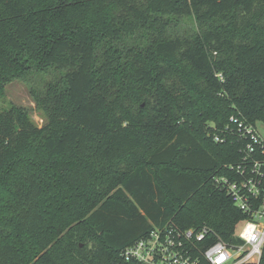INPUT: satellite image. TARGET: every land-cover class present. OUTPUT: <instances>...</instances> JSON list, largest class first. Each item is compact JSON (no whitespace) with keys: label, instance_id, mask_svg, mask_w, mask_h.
I'll list each match as a JSON object with an SVG mask.
<instances>
[{"label":"trees","instance_id":"1","mask_svg":"<svg viewBox=\"0 0 264 264\" xmlns=\"http://www.w3.org/2000/svg\"><path fill=\"white\" fill-rule=\"evenodd\" d=\"M49 69L41 127L0 111V264H112L167 224L235 242L241 145L213 136L264 121V0H0V95Z\"/></svg>","mask_w":264,"mask_h":264},{"label":"built area","instance_id":"2","mask_svg":"<svg viewBox=\"0 0 264 264\" xmlns=\"http://www.w3.org/2000/svg\"><path fill=\"white\" fill-rule=\"evenodd\" d=\"M229 123L232 128L220 130L213 140L222 143L229 135L237 138L241 162L228 166L229 177L215 181L245 216L236 229L235 242H224L207 226L181 230L167 224L153 227L123 248L112 264H260L264 246V121L252 125L232 116Z\"/></svg>","mask_w":264,"mask_h":264},{"label":"rangeland","instance_id":"3","mask_svg":"<svg viewBox=\"0 0 264 264\" xmlns=\"http://www.w3.org/2000/svg\"><path fill=\"white\" fill-rule=\"evenodd\" d=\"M200 31V27L192 19H182L168 29L169 36H191ZM57 72L49 69L45 73L32 71L25 79L15 78L6 83L0 95V111L10 106L26 110L32 121L41 127L43 118L30 95V88L42 89L47 82L56 78ZM129 103V100H126ZM130 104V103H129ZM141 106H144L142 103ZM240 228H238V231ZM83 247V244H80ZM90 246V245H89Z\"/></svg>","mask_w":264,"mask_h":264}]
</instances>
